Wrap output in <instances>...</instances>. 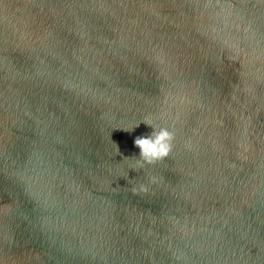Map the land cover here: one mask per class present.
<instances>
[{"label": "water", "instance_id": "1", "mask_svg": "<svg viewBox=\"0 0 264 264\" xmlns=\"http://www.w3.org/2000/svg\"><path fill=\"white\" fill-rule=\"evenodd\" d=\"M0 264H264V0H0Z\"/></svg>", "mask_w": 264, "mask_h": 264}, {"label": "clouds", "instance_id": "2", "mask_svg": "<svg viewBox=\"0 0 264 264\" xmlns=\"http://www.w3.org/2000/svg\"><path fill=\"white\" fill-rule=\"evenodd\" d=\"M143 122L149 125L152 131L148 135H140L135 137L134 144L137 148H139V159L143 163L151 164L169 155L172 149L174 134L165 127H160L157 129L147 121ZM139 124H137L135 127H138ZM134 128L124 130L131 132L134 130ZM117 149L119 153L118 146ZM141 190H146L143 185H141Z\"/></svg>", "mask_w": 264, "mask_h": 264}]
</instances>
